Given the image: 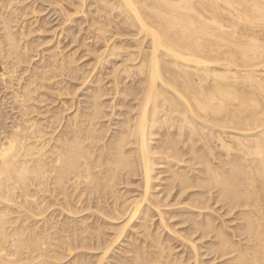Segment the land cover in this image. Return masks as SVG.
<instances>
[{"label":"bare ground","instance_id":"bare-ground-1","mask_svg":"<svg viewBox=\"0 0 264 264\" xmlns=\"http://www.w3.org/2000/svg\"><path fill=\"white\" fill-rule=\"evenodd\" d=\"M37 1L0 0V264H264V0H58L91 70Z\"/></svg>","mask_w":264,"mask_h":264},{"label":"rangeland","instance_id":"rangeland-1","mask_svg":"<svg viewBox=\"0 0 264 264\" xmlns=\"http://www.w3.org/2000/svg\"><path fill=\"white\" fill-rule=\"evenodd\" d=\"M52 1L48 2L46 0H39V1H37L35 3V5L39 8V12H37V14H36L37 17L38 16L40 17L38 20H40V22L42 23V21L44 19L45 20L47 19V23L46 24H48V21H49V24H48V27L47 26L46 27H47V29L51 28V30H44V31L36 32V33H34L32 35L33 39H37V37L41 36L42 40L46 39L45 41L49 42V41L53 40L52 39L53 36L56 37L55 34H59V36H58L59 38L58 39L59 40L61 39L63 41L62 43H64L63 45H66L64 53H67V54L74 53V54H76V57L79 58L78 64L79 63L82 64V66H85V68L87 70L93 69V67H94L93 56L90 53L87 52V49H86L87 46L83 45V42L86 41V40H84V38H86L85 34H86L87 28L89 27V23L86 20H83L81 18V16H82L81 14H74L73 11H69L68 15L69 16L70 15L71 16H75L76 19H75V21H73V22L69 23V25H67L68 26V34H67V32H63L62 33L63 26H60V24L62 23L61 19H64V17L60 18L59 16H57L58 15L57 10H58L59 6H57L58 4H56V3H57L58 0H52ZM67 2L66 1H62L64 6L66 5V6H69L71 9H73L74 6H71L70 5L71 3L69 1H67ZM78 2H79V0H77V2H75L74 5H76ZM92 9H93V7H90L89 4H88V8H85V10L87 12L86 14H88L89 17H90V13H91ZM41 18H43V19L41 20ZM114 30L117 31L116 28H114ZM121 36H118V37H120L122 40L124 39L123 42L125 43V41H126L125 38L126 37L123 36V34ZM52 42L54 43V40L49 42V43H52ZM86 43H88L87 45H89L90 40L86 41ZM38 44L40 45L39 42L34 43V49H41V48L46 47L48 45V44L45 43V44H43V46L37 47ZM98 45H100V44H98ZM99 47L100 46H98L97 48H99ZM109 66H111V65H109ZM110 72H111V68L110 67L108 69H106V70L105 69L102 70V73H98L97 71L95 72L96 78L101 74V76L104 79L103 83H104V85H106V87H108L107 86V82L109 80L108 76H109ZM65 77L70 83L71 88H70L69 93H71V94H69V95L68 94H64L62 97L69 102L68 103V107H72V109L69 112H72L75 109L76 105H78V102H79V90H78V88H79V80L75 79V78L73 79V75L72 74H70V76H69V74H67V76H65ZM91 86L93 87L94 85H91ZM74 87H76L77 90H74L73 89ZM76 91H78L77 97L75 99L76 102L75 101L72 102L71 100L73 99L74 94L76 93ZM87 92L88 91L86 90V91H83L82 93L85 94ZM48 93L56 94V95L59 94V92L56 91V90H51ZM0 94L2 95L1 98L5 97V96H3V95H5V91L3 89V84L1 82V79H0ZM7 97L8 96L5 97L6 99H1L0 102H5L7 100ZM81 99H84L83 96L81 97ZM9 107H11V106H8L7 104L3 103L2 104V112L5 114V117L12 116L11 119H13L15 111H12L11 108H9ZM7 122L9 123V122H11V120H8ZM207 256H206V258H204L205 257L204 256L203 259H204V261L208 262L210 256H208V258H207ZM207 262H205V263H207Z\"/></svg>","mask_w":264,"mask_h":264}]
</instances>
